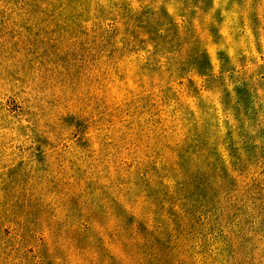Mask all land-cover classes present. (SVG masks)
I'll use <instances>...</instances> for the list:
<instances>
[{"label":"rangeland","instance_id":"obj_1","mask_svg":"<svg viewBox=\"0 0 264 264\" xmlns=\"http://www.w3.org/2000/svg\"><path fill=\"white\" fill-rule=\"evenodd\" d=\"M0 264H264V0H0Z\"/></svg>","mask_w":264,"mask_h":264},{"label":"trees","instance_id":"obj_2","mask_svg":"<svg viewBox=\"0 0 264 264\" xmlns=\"http://www.w3.org/2000/svg\"><path fill=\"white\" fill-rule=\"evenodd\" d=\"M157 30L153 32L154 37H156L155 38L156 49L158 46H160L162 48L161 50L173 54V51H175V49H180L181 43H183L184 41L187 43L189 42L187 34L178 30V28L176 27H173V31L169 35H163L157 32ZM165 40H167L166 43L164 42ZM195 43L196 42L192 44V47L187 52H191L192 54V63L194 65L193 68L196 69L197 73L204 75L206 72L210 71L211 66L209 64V60L206 58L205 61L204 59L202 61L196 60V55L201 51L198 45H196ZM233 109H234V116L237 117V119H239L241 116L240 109L236 106ZM244 109L247 110L246 105H244ZM219 162H222V160H219ZM218 169L221 170L220 176H222V174L227 175L226 168L221 163L219 166L215 165L213 167L214 171ZM210 176H211V171L208 169H204L202 172L200 171L199 173L196 174L197 178H201V182H198L195 185L192 184L191 187L186 186V188H189L190 190L189 193L186 192L187 208H186V212H184L183 215L190 216L191 218L187 217L189 221L198 219L199 217L201 218V215H204V220L205 219L206 221L209 220V222L213 224L219 223V221L217 220L218 215H216L215 212L216 210L219 211L222 208L221 204L223 203L220 201L224 200V196L222 197L223 190L220 186L219 187L214 186L215 184L211 182L212 180L210 179ZM196 215H199V217H196ZM211 216H213V218H211ZM201 222L198 223L201 225Z\"/></svg>","mask_w":264,"mask_h":264}]
</instances>
